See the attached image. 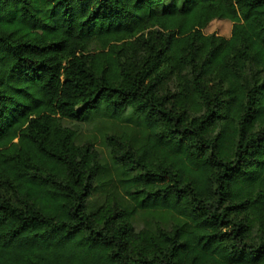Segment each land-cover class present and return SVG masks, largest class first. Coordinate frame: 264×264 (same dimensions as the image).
I'll return each instance as SVG.
<instances>
[{"label":"trees","instance_id":"16d2710c","mask_svg":"<svg viewBox=\"0 0 264 264\" xmlns=\"http://www.w3.org/2000/svg\"><path fill=\"white\" fill-rule=\"evenodd\" d=\"M165 1L0 0V264H264V0Z\"/></svg>","mask_w":264,"mask_h":264},{"label":"rangeland","instance_id":"374dc122","mask_svg":"<svg viewBox=\"0 0 264 264\" xmlns=\"http://www.w3.org/2000/svg\"><path fill=\"white\" fill-rule=\"evenodd\" d=\"M168 1H165V5ZM205 34H217L219 36L228 37L230 33V24L222 21H215L209 24L204 31ZM68 126H73L77 131L78 142L80 144L93 143L97 148L103 149L101 146L102 134H111L118 132L120 125L114 122L106 121L100 117H90L81 123H66ZM105 156V155H104Z\"/></svg>","mask_w":264,"mask_h":264}]
</instances>
